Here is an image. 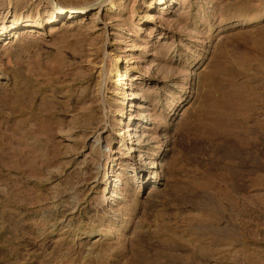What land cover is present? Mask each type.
Here are the masks:
<instances>
[{
	"label": "rangeland",
	"instance_id": "obj_1",
	"mask_svg": "<svg viewBox=\"0 0 264 264\" xmlns=\"http://www.w3.org/2000/svg\"><path fill=\"white\" fill-rule=\"evenodd\" d=\"M0 264H264V0H0Z\"/></svg>",
	"mask_w": 264,
	"mask_h": 264
},
{
	"label": "bare ground",
	"instance_id": "obj_2",
	"mask_svg": "<svg viewBox=\"0 0 264 264\" xmlns=\"http://www.w3.org/2000/svg\"><path fill=\"white\" fill-rule=\"evenodd\" d=\"M86 12L85 8L84 7H80V8H70L68 10H65V9H60L57 14H60V15H65L68 14L67 17H75V16H78V15H82ZM19 25V24H18ZM20 25L22 26H31V24H29L28 22H24V23H20ZM133 149V148H131Z\"/></svg>",
	"mask_w": 264,
	"mask_h": 264
}]
</instances>
